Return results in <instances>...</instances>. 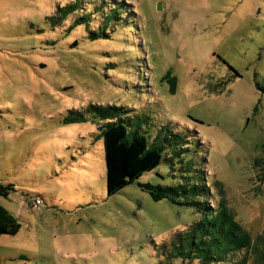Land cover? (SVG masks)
Returning <instances> with one entry per match:
<instances>
[{"label":"rangeland","instance_id":"374dc122","mask_svg":"<svg viewBox=\"0 0 264 264\" xmlns=\"http://www.w3.org/2000/svg\"><path fill=\"white\" fill-rule=\"evenodd\" d=\"M70 1L0 0V184L16 188L0 206L22 225L0 237V264H183L167 250L201 214L139 183L203 177L212 205L223 186L237 220L264 236V0H100L123 21L97 40L86 25L68 31L77 15L57 24ZM92 105L123 108L164 148L166 161L114 196ZM78 114L88 120L66 122Z\"/></svg>","mask_w":264,"mask_h":264},{"label":"trees","instance_id":"16d2710c","mask_svg":"<svg viewBox=\"0 0 264 264\" xmlns=\"http://www.w3.org/2000/svg\"><path fill=\"white\" fill-rule=\"evenodd\" d=\"M70 4L58 9L57 24H62L69 16L77 15V19L69 27L72 32L78 26L86 25L88 36L92 40L106 39L109 36V25L123 21V11L112 3L92 4L95 11H88L84 0H72ZM125 4V3H124ZM95 6V7H94ZM96 12V13H95ZM82 13V15H81ZM94 14L103 16L101 29H91ZM123 108L90 106L89 112L97 115L102 121L101 134L105 143L106 158V191L114 196L127 186L140 180L143 175L156 170L164 161V148L149 147L148 140L139 132L130 129L127 119L123 117ZM84 114L68 117L67 123L86 122ZM180 138L178 135H174ZM157 140V139H156ZM154 144V143H153ZM168 160V159H167ZM173 157L169 159L172 161ZM199 173V172H198ZM151 198L160 202L170 199L173 203L196 207L201 217L189 227L175 234L167 250V260H176L183 264H248L254 255L260 264H264V236L256 240L246 227L237 220L236 214L227 205L226 192L222 186V198L212 205L211 189L203 177L193 182L181 183L177 186L152 185L139 183ZM16 188L13 184H0V196L9 197ZM22 225L7 209L0 206V237L17 235ZM246 252V257L237 261L239 254Z\"/></svg>","mask_w":264,"mask_h":264}]
</instances>
